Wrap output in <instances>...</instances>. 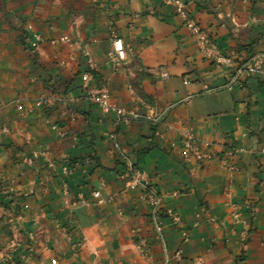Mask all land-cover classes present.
<instances>
[{
  "label": "crops",
  "instance_id": "0c3cea01",
  "mask_svg": "<svg viewBox=\"0 0 264 264\" xmlns=\"http://www.w3.org/2000/svg\"><path fill=\"white\" fill-rule=\"evenodd\" d=\"M183 1L229 66L161 0H0V223L13 234L0 264H264V0ZM254 55L260 68L230 84ZM86 72L137 117L103 115ZM184 133L232 151L236 170L184 154ZM111 135L178 216H163L164 247Z\"/></svg>",
  "mask_w": 264,
  "mask_h": 264
},
{
  "label": "built area",
  "instance_id": "2783aa9c",
  "mask_svg": "<svg viewBox=\"0 0 264 264\" xmlns=\"http://www.w3.org/2000/svg\"><path fill=\"white\" fill-rule=\"evenodd\" d=\"M164 4L172 6L176 14L182 20L183 25L188 29L191 36L193 37L199 51L208 58H211L214 63L218 66H229L232 60L229 56L220 55L213 44H210L206 36L200 29V26L194 19V17L186 9V4L183 0H161ZM109 57L112 59H118L120 61L124 60L126 57V50L124 49L122 40L118 37H113L111 40V50L108 53ZM262 63L261 57L259 55H254L248 60L239 63L235 68L234 75L230 80V84L236 83L243 75H253ZM92 77L89 72L83 74V86L86 90V94L92 103L98 108V110L103 115L114 114L116 116L117 122L128 121L130 119H135L137 115L133 112L125 111L112 104L109 88L106 83H101L99 85H91ZM163 114H159L152 120L154 123H158ZM116 122V125H117ZM111 140L114 142V156L123 163V167L120 171V177L125 183L127 189H139L140 190V200L148 206L150 222L156 234L159 237L160 244L164 247L165 241L163 238V216H165L169 223L175 225L178 222V216L171 210H163L162 201L163 196L159 194L154 188L149 184L148 175L134 166L132 162L120 151L117 143L115 142V135L110 136ZM181 149L184 154L187 152L193 153L198 161L212 160L218 161L219 165L225 167L229 171H235L236 167L232 162V151H228L222 156L217 154H210L208 152L202 151L201 147H208V144H201L195 141V139L188 133H184L181 140ZM260 159L264 161V149L260 151ZM99 191L93 193V197L101 202ZM232 210L236 218L239 217V212L241 210L240 205L232 203ZM184 240H186V232L183 233ZM245 238V236H244ZM145 246V243L142 242Z\"/></svg>",
  "mask_w": 264,
  "mask_h": 264
},
{
  "label": "rangeland",
  "instance_id": "374dc122",
  "mask_svg": "<svg viewBox=\"0 0 264 264\" xmlns=\"http://www.w3.org/2000/svg\"><path fill=\"white\" fill-rule=\"evenodd\" d=\"M100 197V196H99ZM12 231L10 230V225L7 223H4L3 226L0 227V252L7 247V245L12 240Z\"/></svg>",
  "mask_w": 264,
  "mask_h": 264
},
{
  "label": "trees",
  "instance_id": "16d2710c",
  "mask_svg": "<svg viewBox=\"0 0 264 264\" xmlns=\"http://www.w3.org/2000/svg\"><path fill=\"white\" fill-rule=\"evenodd\" d=\"M4 221L2 220L1 223H0V227L4 225Z\"/></svg>",
  "mask_w": 264,
  "mask_h": 264
}]
</instances>
